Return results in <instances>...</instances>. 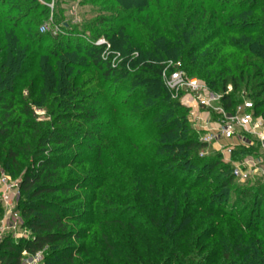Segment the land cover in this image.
Listing matches in <instances>:
<instances>
[{"label":"trees","instance_id":"16d2710c","mask_svg":"<svg viewBox=\"0 0 264 264\" xmlns=\"http://www.w3.org/2000/svg\"><path fill=\"white\" fill-rule=\"evenodd\" d=\"M69 1L0 0V162L25 163L29 232L0 241V264H264V183L240 185L200 155L161 79L179 62L226 110L248 98L264 120V0H81L82 26L66 21ZM49 18L62 33L39 32Z\"/></svg>","mask_w":264,"mask_h":264},{"label":"built area","instance_id":"2783aa9c","mask_svg":"<svg viewBox=\"0 0 264 264\" xmlns=\"http://www.w3.org/2000/svg\"><path fill=\"white\" fill-rule=\"evenodd\" d=\"M39 31L50 32L54 36L62 33L60 26L55 25L52 18L44 22ZM100 44L109 46L104 40L96 42L97 46ZM161 79L171 98L187 109L189 122L199 133L200 143L216 146L227 155L240 147H257L258 150L254 151L258 158H246L234 164V178L244 181L250 179L253 172L264 173L258 167H264V120L254 115L252 102L243 100L232 111L226 110L221 103L223 94L212 92L197 78L188 76L179 62H165ZM231 91L232 87L229 85L224 94ZM19 185L20 182H14L8 176L0 177V206L17 219L21 218L20 214L13 212V208L20 196ZM11 229H17L16 223L11 225ZM28 237L29 233L25 239Z\"/></svg>","mask_w":264,"mask_h":264},{"label":"rangeland","instance_id":"374dc122","mask_svg":"<svg viewBox=\"0 0 264 264\" xmlns=\"http://www.w3.org/2000/svg\"><path fill=\"white\" fill-rule=\"evenodd\" d=\"M52 2H53V0H52ZM52 2L49 4L50 8L53 7ZM80 3H81V0H71L68 3L62 4L61 8L64 11L66 21H68L71 25L82 26L83 20H85V19L88 20V19H91V17H92L91 8L89 6H82ZM80 32L87 34L88 38L86 37V40H88V41L90 40V35H88L89 31H80ZM99 40H104L106 43L109 44L110 47L106 46V44H100L97 46L96 42H98ZM92 44L99 48L98 51L101 54V58L104 61L108 62L113 69L121 68V65L123 64L122 62L124 61L125 57H123L121 55V53L112 49L111 42L107 38L100 36L99 38L95 39L92 42ZM133 55L137 56V54H133ZM25 89L26 88L24 86V88L22 89L23 90L22 97L26 98L27 97V91H25ZM246 96L247 95H245V97ZM243 100H249L250 102H252L248 98H243L242 101ZM34 113L37 116L38 121H46L47 120L43 110L34 108ZM187 120H188V123L191 126V128L198 135L199 133L193 128L192 124L189 122L188 112H187ZM198 138H199V135H198ZM232 142L235 143V141H232ZM254 148L256 151L258 150L257 147H253V149ZM3 149H5V148H3ZM200 155L201 156L204 155L206 157L219 155V157L223 163L230 165L232 176H233L234 164L236 162H240L246 158H258V155L255 154L254 150H253V152L251 151V153L241 157L239 155L234 156L233 153L231 155L223 154V152L220 149H218L216 146H206V149L204 151H202ZM24 165H25V163H21L22 168L14 170L12 168V166L10 168L8 167V169L4 168L2 165V162H0V177L1 176H8L14 182H21V175L23 174L24 167H25ZM258 167L260 170H264V167L262 165L258 166ZM12 173H14V175ZM234 179L240 185L248 183V186H258V185L264 183V173H262L260 171L253 172V174L250 176V179H247L244 181H240L236 178H234ZM19 199H20V196L17 200L16 205H14L13 212H15V211L18 212L17 205H18ZM13 223H16V225H17L16 230L11 229V225H13ZM28 233H29L28 230L26 228H23V221L21 220V218L20 219L14 218V216L11 215L9 213V211H5L0 206V241L3 240V238L6 236L12 237L15 241H17L19 239H23L26 236H28ZM41 261H42V255L41 254H37V255H33V256L23 254V256H22V264H42Z\"/></svg>","mask_w":264,"mask_h":264}]
</instances>
